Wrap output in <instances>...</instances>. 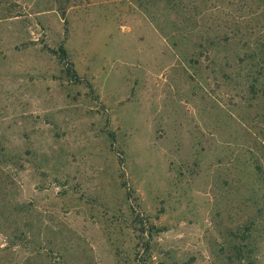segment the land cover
<instances>
[{
    "label": "rangeland",
    "instance_id": "obj_1",
    "mask_svg": "<svg viewBox=\"0 0 264 264\" xmlns=\"http://www.w3.org/2000/svg\"><path fill=\"white\" fill-rule=\"evenodd\" d=\"M163 6L0 0V264H137L148 240L155 264H220L254 214L240 95L169 46Z\"/></svg>",
    "mask_w": 264,
    "mask_h": 264
},
{
    "label": "trees",
    "instance_id": "obj_2",
    "mask_svg": "<svg viewBox=\"0 0 264 264\" xmlns=\"http://www.w3.org/2000/svg\"><path fill=\"white\" fill-rule=\"evenodd\" d=\"M158 1L164 2L162 11L167 13L160 17L158 27L169 46L185 60L190 56L191 68L197 75L208 71L211 76L215 75L214 79L220 77L227 88L240 95L238 100L227 102L231 112L236 108L242 116L245 133L241 152L245 163L252 167L253 179L250 184H242L246 190L240 199L244 206L250 205L256 210L237 229L230 228L222 235L216 257L220 264H261L264 248V14L261 18L253 11L257 0H146L149 4ZM259 8L263 9L264 5ZM244 11L249 18H245ZM172 15L176 18H171ZM188 45H192L191 51ZM52 51L65 64L69 80L80 82L81 76L68 50L61 45ZM205 54H213L212 58L209 56L207 67L201 64ZM8 155L0 141L1 164L13 161ZM138 229L141 233L146 230L152 233L151 229ZM146 243L137 264H155L150 240Z\"/></svg>",
    "mask_w": 264,
    "mask_h": 264
}]
</instances>
